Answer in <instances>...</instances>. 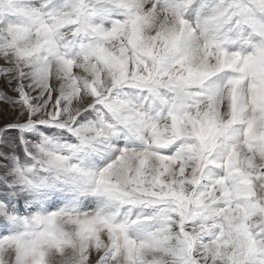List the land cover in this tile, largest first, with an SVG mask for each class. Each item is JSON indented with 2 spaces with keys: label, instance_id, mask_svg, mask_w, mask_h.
<instances>
[{
  "label": "snow or ice",
  "instance_id": "1",
  "mask_svg": "<svg viewBox=\"0 0 264 264\" xmlns=\"http://www.w3.org/2000/svg\"><path fill=\"white\" fill-rule=\"evenodd\" d=\"M0 264H264V0H0Z\"/></svg>",
  "mask_w": 264,
  "mask_h": 264
},
{
  "label": "clouds",
  "instance_id": "2",
  "mask_svg": "<svg viewBox=\"0 0 264 264\" xmlns=\"http://www.w3.org/2000/svg\"><path fill=\"white\" fill-rule=\"evenodd\" d=\"M162 2H163V0H162ZM129 100L133 105L143 106L146 103V100L142 97V95L140 93L130 94ZM125 211L127 213H132L136 210L135 209H125Z\"/></svg>",
  "mask_w": 264,
  "mask_h": 264
}]
</instances>
